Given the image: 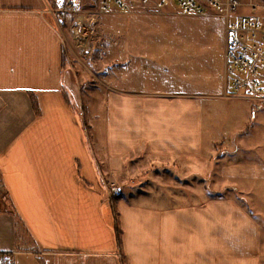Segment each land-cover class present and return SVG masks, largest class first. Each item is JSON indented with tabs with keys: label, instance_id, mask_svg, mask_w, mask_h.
Wrapping results in <instances>:
<instances>
[{
	"label": "crops",
	"instance_id": "obj_1",
	"mask_svg": "<svg viewBox=\"0 0 264 264\" xmlns=\"http://www.w3.org/2000/svg\"><path fill=\"white\" fill-rule=\"evenodd\" d=\"M70 1L76 0H0L2 264H264V162L227 159L242 149L253 151L245 140L237 141L241 149L232 153L222 145L216 169L239 187L256 184L255 210L249 206L254 212L232 195L168 206L166 196L151 193L157 174L146 180L144 192L137 188L143 184L129 183L137 186L133 194L121 193L114 203L107 196L106 183L126 176L120 171H139L133 164L122 166L139 152L150 162L141 171L155 173L180 171L210 145L213 150L225 140L228 145L229 136L215 138L223 125L211 122L214 107L230 119L246 101L217 97L215 75L202 83L214 89L208 95L194 88L166 90L159 83L153 91L122 95L108 90L116 78L111 67L127 64L116 59L102 60L106 90L82 95L83 83L46 13ZM79 1L82 11L92 9V3ZM168 9L153 16H165ZM69 16L65 23L71 30L77 18ZM79 21L89 28L95 24L99 32H119L102 25L100 17ZM161 28L144 29L155 37ZM132 61L147 63V53Z\"/></svg>",
	"mask_w": 264,
	"mask_h": 264
},
{
	"label": "rangeland",
	"instance_id": "obj_2",
	"mask_svg": "<svg viewBox=\"0 0 264 264\" xmlns=\"http://www.w3.org/2000/svg\"><path fill=\"white\" fill-rule=\"evenodd\" d=\"M76 1H70L64 5L66 7L69 3ZM260 2L264 3V0H260ZM79 3L81 6L82 1H79ZM84 3L87 6L90 3L93 5L91 10L86 12L83 10L84 19L87 23L88 19L95 20V17H100L102 25L113 26L119 32H99L95 24L91 25L90 28L85 24L82 26H76L75 24L69 30L67 28L68 23H65L68 17H57V21L52 19L54 28L66 45V55L72 62L78 82L83 83L81 87L82 95L90 93L91 90L98 89L102 92L106 90V87L102 84L103 81H101L104 75L102 72H107L106 64L102 63L104 59L127 62L125 66H120V69L116 66L111 67L114 69L113 73L116 78H114L113 87L108 88V90H114L122 95H129L133 91L156 90L154 89L156 83L161 84L160 88L163 87L166 90L172 88L187 91L189 88H194L200 94L208 95L215 91L208 84L202 83L210 79L212 75H215L219 80L216 91L221 94L222 80L220 76L222 74L224 82L223 53L226 40V23L223 18L216 15L188 16L176 9L171 2H168V8L172 7L173 9H168L169 13L165 16L127 15L118 12L96 16L94 14L96 9L94 0H84ZM86 13L89 15H86ZM239 15H249L264 21V10L259 7L241 9ZM62 22H64V25ZM148 26L163 28L157 31L155 37H152L151 32L144 29ZM139 28L144 31L139 32ZM138 35L141 37H138ZM106 41L109 43H106ZM145 53H147V63L136 64L132 61L136 54ZM84 55L89 57L83 59L82 56ZM161 59L167 62H162ZM187 77L198 80L200 85L192 84L193 80L188 83ZM175 79L178 82L175 83ZM214 100L217 102L222 101ZM216 106L214 107L216 116L210 117V120L215 122L214 124L221 123L223 127L215 131V138L220 139L222 136L225 140L229 136L228 145L225 144L226 140L221 142L220 145L214 146L215 150L210 145L202 155L195 157L194 161L183 163V166L179 169L180 171H158L155 173H153L154 171H141L147 168L150 162L147 160L145 153L139 152L122 165L127 168L128 165L133 164L130 167H137L139 171H120V173H126V176L121 177L122 179L120 178L119 181L114 183L106 181L107 187L120 188L118 194L123 193L125 195L136 189L135 184H143V188H137L143 189L144 192L147 189L148 182L146 180L149 179L150 175L157 174L152 183L151 193L155 196L157 194L166 196L168 206L203 204L212 197L232 195L250 210H252L251 207L255 210L257 200L255 196L256 184L249 183L239 187L237 182L225 181L216 168L222 163L218 160L220 147L222 145L225 147V153L235 152L241 149L236 143L240 139L239 142L244 143L246 141L247 146L253 144L251 148L253 151L245 152L242 149L231 154L232 157L228 155L227 159L238 162L243 159L264 162V104L260 106L250 105V108L248 103L241 102L242 109L237 110L230 119H228V114L221 113V108L219 109V106ZM97 111L100 120H103L104 112L100 103L97 105ZM99 123L102 125V121ZM210 138L212 139V137ZM256 145H259L260 148H256ZM231 171H239V169L236 170L232 167ZM129 183L134 185H129ZM242 191L246 196L240 195ZM109 220H112V229L115 231L117 227L114 224L113 214ZM114 238L116 241V234H114Z\"/></svg>",
	"mask_w": 264,
	"mask_h": 264
},
{
	"label": "built area",
	"instance_id": "obj_3",
	"mask_svg": "<svg viewBox=\"0 0 264 264\" xmlns=\"http://www.w3.org/2000/svg\"><path fill=\"white\" fill-rule=\"evenodd\" d=\"M171 2L176 9L188 16L216 15L225 20L226 40L223 53L224 82L219 98L246 101L251 105L264 104V21L249 15H239L243 8L264 10L260 0H94L97 15L123 13L163 15ZM53 19L75 16L76 26L84 13L79 2L66 7L46 10ZM120 188H106L112 200ZM4 254L0 252V264Z\"/></svg>",
	"mask_w": 264,
	"mask_h": 264
},
{
	"label": "trees",
	"instance_id": "obj_4",
	"mask_svg": "<svg viewBox=\"0 0 264 264\" xmlns=\"http://www.w3.org/2000/svg\"><path fill=\"white\" fill-rule=\"evenodd\" d=\"M119 196L120 195H116V196H114L113 197V199H112V202L114 203L116 200H118L119 199ZM114 234H116V236H117V239H116V241H117V245L119 246V244H120V235H119V231H117V229L114 231ZM2 264V263H1Z\"/></svg>",
	"mask_w": 264,
	"mask_h": 264
}]
</instances>
